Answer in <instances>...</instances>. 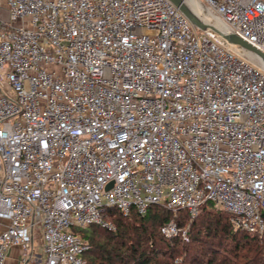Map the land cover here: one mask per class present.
<instances>
[{"label": "built area", "instance_id": "built-area-1", "mask_svg": "<svg viewBox=\"0 0 264 264\" xmlns=\"http://www.w3.org/2000/svg\"><path fill=\"white\" fill-rule=\"evenodd\" d=\"M197 1L264 53V0ZM205 202L263 237L264 66L170 0H0V264H88L109 208L187 242Z\"/></svg>", "mask_w": 264, "mask_h": 264}, {"label": "trees", "instance_id": "trees-1", "mask_svg": "<svg viewBox=\"0 0 264 264\" xmlns=\"http://www.w3.org/2000/svg\"><path fill=\"white\" fill-rule=\"evenodd\" d=\"M252 53V52H250ZM173 213L161 204L147 213L121 214L109 208L115 229L91 224L80 231L90 244L88 264H264V235L234 230L230 215L212 202L200 206L188 227L189 240L161 233V226ZM180 226L186 223L178 217Z\"/></svg>", "mask_w": 264, "mask_h": 264}, {"label": "water", "instance_id": "water-1", "mask_svg": "<svg viewBox=\"0 0 264 264\" xmlns=\"http://www.w3.org/2000/svg\"><path fill=\"white\" fill-rule=\"evenodd\" d=\"M188 19L189 21L199 30L203 32H209L213 34L217 39L222 40L228 46L236 50L232 45H238L246 50V53L252 52L255 56L250 57L246 53H242L239 50L237 52L244 54L255 62L259 66H264V53L255 48L252 44L242 39L240 36L231 32L230 30H220L214 26L201 20L192 10L189 8L185 0H170ZM111 184H109L110 186ZM108 186V187H109Z\"/></svg>", "mask_w": 264, "mask_h": 264}, {"label": "bare ground", "instance_id": "bare-ground-1", "mask_svg": "<svg viewBox=\"0 0 264 264\" xmlns=\"http://www.w3.org/2000/svg\"><path fill=\"white\" fill-rule=\"evenodd\" d=\"M187 4L189 8L192 10V12H197L199 14H202L203 16H206L210 18L217 26H219L220 30H227L226 25L214 14H212L206 7H204L200 2L197 0H187ZM236 50H239L242 53H246V50H244L242 47L238 45H232ZM250 57H254L255 55L253 53H246Z\"/></svg>", "mask_w": 264, "mask_h": 264}, {"label": "crops", "instance_id": "crops-1", "mask_svg": "<svg viewBox=\"0 0 264 264\" xmlns=\"http://www.w3.org/2000/svg\"><path fill=\"white\" fill-rule=\"evenodd\" d=\"M19 257H20V249L19 247L14 246L10 249L5 264H18Z\"/></svg>", "mask_w": 264, "mask_h": 264}, {"label": "rangeland", "instance_id": "rangeland-1", "mask_svg": "<svg viewBox=\"0 0 264 264\" xmlns=\"http://www.w3.org/2000/svg\"><path fill=\"white\" fill-rule=\"evenodd\" d=\"M199 2V1H198ZM207 8V7H206ZM209 10V9H208ZM212 14H214L215 15V13H213L211 10H209ZM201 20H203L204 22H206V23H208V24H210V25H212V26H214L215 28H218L219 29V26H217L210 18H208V17H206V16H203L202 14H199V13H197V12H194ZM198 31H199V33H202L203 31H201V30H199L198 29ZM179 216H181V215H179ZM183 218V217H182ZM185 221V220H184ZM231 221V220H230ZM185 223L187 224V222L185 221ZM231 225H232V227H233V229L234 230H237V228H235L234 226H233V224L231 223ZM85 229H87V228H85ZM36 247H38V251H41V246L39 245V241H36ZM86 258V257H85ZM87 260V259H86Z\"/></svg>", "mask_w": 264, "mask_h": 264}]
</instances>
